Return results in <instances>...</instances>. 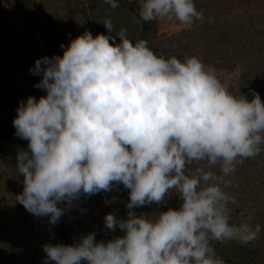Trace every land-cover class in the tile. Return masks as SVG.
Masks as SVG:
<instances>
[{
    "label": "clouds",
    "instance_id": "clouds-1",
    "mask_svg": "<svg viewBox=\"0 0 264 264\" xmlns=\"http://www.w3.org/2000/svg\"><path fill=\"white\" fill-rule=\"evenodd\" d=\"M138 15L187 28L205 20L194 0H139ZM103 26L106 34L85 30L30 68L44 94L20 101L12 121L28 142L16 155L15 199L56 225L82 196L122 185L126 217L104 216L106 230L122 234L46 242L44 264H226L213 242L247 245L261 233L247 208L232 222L228 189L237 165L264 152V101L254 90L251 99L230 92L196 56L165 57L111 18ZM173 195L179 204L167 207Z\"/></svg>",
    "mask_w": 264,
    "mask_h": 264
},
{
    "label": "rangeland",
    "instance_id": "rangeland-1",
    "mask_svg": "<svg viewBox=\"0 0 264 264\" xmlns=\"http://www.w3.org/2000/svg\"><path fill=\"white\" fill-rule=\"evenodd\" d=\"M37 12L34 25H29V19L20 11L16 0H0V54H4V61L0 66V104H5L17 88L27 82L39 79V75H32L30 68L38 59L37 52L41 46L43 56L51 57L53 54L62 55L61 44L67 46L71 39L81 35L85 30L96 34H106L103 26L105 18H111L115 29H127L128 38L132 41L139 39L141 25L139 20L128 12L124 0H117L119 7L113 9L103 0H23ZM137 1L139 0H127ZM260 0H194L197 10L203 12L205 20L197 21L190 28L184 27L175 19H157L154 21V34L147 40L149 46L157 54L165 57L175 55L182 59L195 48L194 37L188 32L198 33L207 37L222 38L228 40L231 45L234 32L242 26L244 34L250 38L256 36V29L264 33V4L260 15H255L254 7ZM259 22H256L258 21ZM254 21V22H253ZM241 33V32H240ZM200 46H197L199 48ZM225 47V46H224ZM204 49V47H200ZM230 49V48H229ZM196 50V49H194ZM225 51V50H224ZM246 51V50H245ZM220 56H208L202 62L209 64L216 70L227 72L229 82L234 80L242 71L251 72L247 80L255 83H264V61L257 68L250 66L244 68L246 55L237 53L235 49L229 50ZM232 54V55H231ZM252 57L251 54L247 55ZM222 58V59H221ZM206 65V64H205ZM225 74V75H226ZM263 74V75H261ZM246 81V80H245ZM254 84V83H253ZM3 111H0V118ZM28 142L26 141V144ZM256 158V157H255ZM253 162L246 159L237 165V171L232 180V186L228 191L232 192L237 199L232 208V222L239 223L240 212L247 208L245 219L250 217V223L261 225L259 237L247 245L236 241L220 244L213 242L216 253L225 260L226 264H264V157L262 161ZM257 158H261L258 155ZM218 172V169H217ZM13 172L0 161V248L3 252L13 248L18 250L23 263L28 261L34 264H44L46 254L42 245L52 242L51 235L42 227V222L31 218L29 212L19 204L15 196L22 192ZM123 194L120 185L109 192H100L91 196H82L76 206L71 208L75 217V224L79 234H87L95 231L97 240L111 239L113 235H120L117 229L115 233L109 232L104 226L106 213L115 212L119 218H125L127 209L122 200ZM170 206H178V198L173 195ZM156 206L141 207L134 210L151 213L156 211ZM35 222H28L27 220ZM35 219V220H34Z\"/></svg>",
    "mask_w": 264,
    "mask_h": 264
},
{
    "label": "trees",
    "instance_id": "trees-1",
    "mask_svg": "<svg viewBox=\"0 0 264 264\" xmlns=\"http://www.w3.org/2000/svg\"><path fill=\"white\" fill-rule=\"evenodd\" d=\"M19 2L18 7L22 14L29 19L28 24L34 25V20L37 19V12L34 10H31V8L27 5L26 2L23 0H16ZM126 5H124V8L130 12L132 15H134L137 20H139L141 25V31L139 33V39H145L148 40L153 34H154V21L151 22H145L143 21L139 15H138V8L139 3L137 1H127L124 0ZM264 0H260L256 6L255 9V15L259 16L261 8L263 7ZM254 22V21H253ZM256 22H259L256 21ZM260 29V28H257ZM256 29V36L253 38H250L248 41V35L242 33L243 28L242 26L239 27L238 31L234 32V37H231V40L233 43L231 45H227L228 40H223L224 35H222V38H211L207 37V35H201L204 32L200 31L196 34L188 32V34L191 36L193 35L194 42L196 50L191 49V52L188 55L196 56L201 61L204 59L207 60L208 56L212 58V56H222L223 54H226V58H235V56H229L228 53L229 50L235 49L237 53L246 55L245 59L242 63H244V68L246 70L252 65L255 68L259 67L264 61V33H260ZM241 32V33H240ZM197 46L204 47V49H201L200 47L197 48ZM225 46V47H224ZM230 48V49H229ZM44 47L41 46L38 48L37 57L41 58V55L43 52ZM225 50V51H224ZM246 50V51H245ZM57 54V53H56ZM55 54V55H56ZM251 54L252 57L247 56ZM232 55V54H231ZM4 54H0V66L3 63ZM222 59V58H221ZM204 64L209 65L204 62ZM264 65V63H262ZM262 66V65H261ZM216 74L218 78L221 80V82L229 89L230 92L237 94L238 91L242 94H245L249 99L252 97V91L254 90L256 93H258L264 101V83L261 82L255 83L251 80H247L248 77L251 75V72H246L245 70L242 71L240 69V73L234 77V80L229 82V78L227 76V72L224 73V70H216ZM226 74V75H225ZM263 75V74H261ZM41 78V77H40ZM36 79L33 82H27L25 84H22L19 88L15 90V92L12 94V96L7 98V101L5 104H0V111H3V115L0 118V161L3 163V165L10 168V170L13 172L17 182L19 185H21L23 189L22 184V177H18L15 170V164H16V155L17 152L20 150H27V144L26 140H22L18 138L15 135V128L13 126V118L16 116V109L19 106L20 101L26 100V98L31 95L33 97H39L43 95V91L39 90L34 87V85L40 80ZM246 80V81H245ZM4 81L2 78H0V82ZM254 83V84H253ZM261 158H255V161L261 162L264 157V152L261 154ZM253 162V158H250ZM264 160V159H263ZM262 167L264 169V163L262 162ZM120 188L122 189L124 204L128 201V190L124 189L122 185H120ZM170 206L169 200L167 201V207ZM137 209V208H136ZM134 209V210H136ZM164 210V209H160ZM31 218H35L36 220L42 222V227L48 231L51 235V240L54 243H63V244H72L73 239L75 237H78L79 229L75 224V217L73 216V213L71 210L67 211L64 216L61 217L60 222L56 225H50L48 223L47 217H35L31 215ZM34 219V220H35ZM30 219L27 220L28 222H32ZM33 224L35 222H32ZM20 252L17 250H14L13 248H9V250L3 252L0 248V264H34L32 261H28L26 263H23L21 260Z\"/></svg>",
    "mask_w": 264,
    "mask_h": 264
}]
</instances>
